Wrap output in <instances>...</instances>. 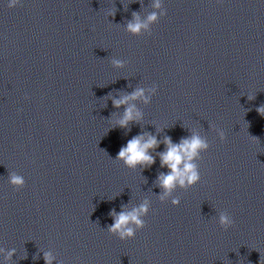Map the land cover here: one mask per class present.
<instances>
[{
  "label": "clouds",
  "instance_id": "obj_1",
  "mask_svg": "<svg viewBox=\"0 0 264 264\" xmlns=\"http://www.w3.org/2000/svg\"><path fill=\"white\" fill-rule=\"evenodd\" d=\"M20 4V0H9L8 7L13 8ZM154 9L141 18L137 12L132 13V19L128 20L125 24L127 32L133 36H140L142 33L147 35L152 34V26L159 22L160 18L166 15V10L163 7L162 0H152L151 4ZM116 12H110L109 17H114ZM112 63L116 67H123V63L120 60L113 59ZM137 88L131 94L122 95L119 99L113 98L112 104L115 108L121 106H127L123 115L116 122L114 127L128 128L132 122H139L142 119V113L136 109L134 104H130L129 101H135L137 99L142 100L145 104L151 102L152 97L157 93V86L154 85L150 89ZM111 95V94H110ZM255 97L248 96L249 100ZM256 111L264 116V104L260 105ZM216 132L223 141L225 139V133L223 130L216 128ZM254 137V136H253ZM255 138V137H254ZM161 141L156 136L150 133H142L129 139L125 146H122L115 157V160L122 161L123 164L130 169L136 168H149L155 161L156 157L151 154V151H155ZM165 150L158 153L160 159V166L167 168V173H159L156 180V185L161 189L159 200L163 203L166 199L172 196V193L177 187L191 188L195 186L201 180L199 171V165L195 162L201 159V154L206 152L210 144L202 138L197 132H193L188 137H183L179 143H173L171 137L165 136L163 140ZM151 150V151H150ZM8 181L14 189L19 190L25 186V179L23 176L10 172L8 175ZM173 206H179L180 198L175 197L171 199ZM150 201L145 199L137 206H133L130 209L126 205L121 206V211L116 212L113 209L109 215L113 219V223L108 226V233L118 237L121 241L133 239L138 230L143 229L146 226V217L150 211ZM220 226L227 230L234 225L232 217L227 212L219 214ZM13 249L8 253V258L14 254ZM54 257L50 253L44 254L45 264H52Z\"/></svg>",
  "mask_w": 264,
  "mask_h": 264
}]
</instances>
